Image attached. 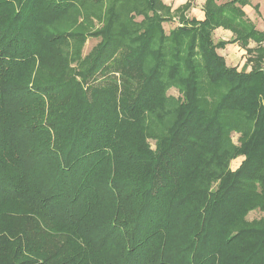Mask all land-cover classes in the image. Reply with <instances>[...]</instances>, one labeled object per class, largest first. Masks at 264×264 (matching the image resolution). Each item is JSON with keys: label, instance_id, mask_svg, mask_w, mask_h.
<instances>
[{"label": "trees", "instance_id": "trees-1", "mask_svg": "<svg viewBox=\"0 0 264 264\" xmlns=\"http://www.w3.org/2000/svg\"><path fill=\"white\" fill-rule=\"evenodd\" d=\"M236 1L250 0H208L204 21L167 37L162 0H0V264H264V220H247L264 212V33L231 41L250 73L212 39L223 14L245 17ZM89 39L100 43L84 55ZM157 40L188 41L187 77ZM197 50L229 88L215 107ZM165 79L185 91L156 134L145 121L169 115Z\"/></svg>", "mask_w": 264, "mask_h": 264}, {"label": "rangeland", "instance_id": "rangeland-1", "mask_svg": "<svg viewBox=\"0 0 264 264\" xmlns=\"http://www.w3.org/2000/svg\"><path fill=\"white\" fill-rule=\"evenodd\" d=\"M228 8L231 9L232 6ZM167 9L164 8L161 14L163 15V17L167 18V22H162V26L164 28L166 36L169 37L172 31H175L177 27L182 26L181 25L182 20L183 19L190 20L191 15L188 16L189 12L188 10L185 9H176L175 11H172L169 7H167ZM99 12L100 11H98V13ZM223 16L225 18L226 25L223 27H219L212 32V39L214 40V43L216 45H218L220 43V40H223L225 36L227 38V32L229 31L233 34L232 38H234V37H238L249 27H254L252 24H251L252 26L248 25L249 22L246 16L242 18L238 16L237 12L228 11L227 13L223 14ZM84 24H85L84 28L89 29V25H91V23L88 25V27L85 22ZM251 41L256 43V41L254 40ZM98 43H100L99 39H89L86 42V45L84 46V55L90 54V51L96 45H98ZM160 43H161L160 40L155 41L154 42L155 48L156 49L163 48L165 58L167 59L169 64L173 65L178 60L180 62V67L183 69V77H187L189 73L185 68L184 61L186 60L187 56L191 55L189 54V50H188L189 47L188 41L187 40L183 41L181 45H177L173 40L165 41L162 43V45ZM241 47L242 48H240V50H237L235 47H224V48L220 47L217 49V53L225 59L227 66L236 67L238 68L239 71H245V70L248 71V68L252 66V62H251L252 55L248 54V52L245 51L243 45H241ZM255 47H257V45ZM177 56H179L178 59ZM193 60L195 63V68L197 69L196 73L198 76V81L200 83L199 95L201 97V100L204 102L202 104L204 107H206L212 102V104L215 107L217 104H219L222 96L228 92L229 88L227 85L225 86V84L216 86L209 81V76L207 74V71L205 68H203L204 66L203 55L198 50L194 53ZM165 80L169 86L168 90L165 91L167 92L166 96L170 98L167 107V111L169 115L165 116L164 119L162 120L160 119L159 115L152 114L145 121V126L151 128V130H153L156 134L163 132V130H165V128H167V126H169L173 122L174 117L176 115L175 110L178 106V102L179 100L183 99L184 91H185L184 84L180 83L179 81L178 82L173 80L170 81L169 79H165ZM249 125L250 124H247L245 120L239 121V124L237 123V131L236 130L233 131L232 129L230 130L231 132L229 134L228 140L232 143L233 146H238L241 144V138H242L241 130L246 129ZM149 142L153 146V148H155V142H153L152 139H150ZM226 145L227 142L223 143L222 147ZM209 155L211 158L214 157L213 154H209ZM242 161H243V157H239L237 160H230L229 162L225 163L224 167L218 166L216 164L217 168L215 169L219 173H221L226 169L228 170L231 169L235 171L236 169H238V166L242 163ZM218 183L219 182L215 183L214 188L218 186ZM261 219L264 220V212H261L259 210H255L254 212H251L247 217V220L250 222Z\"/></svg>", "mask_w": 264, "mask_h": 264}, {"label": "crops", "instance_id": "crops-1", "mask_svg": "<svg viewBox=\"0 0 264 264\" xmlns=\"http://www.w3.org/2000/svg\"><path fill=\"white\" fill-rule=\"evenodd\" d=\"M235 0H214V2L219 5H225L233 2ZM163 4L167 7H169L172 11H175L176 9H184L187 8L188 10V16L191 17V19H196L197 21H204L206 17V5L208 3V0H162ZM240 1L235 3V6L242 9L245 16L247 17V20L249 23H251L257 31L264 33V0H250L248 4L241 6ZM223 27V26H219ZM232 33L229 31L227 32V38L223 40H220V42H227L228 44L225 47H235L237 50H240L241 44L234 43L232 44L231 41H234L233 39H237V37L232 38ZM251 44H249V48H255L257 45L253 41H250ZM224 48V47H223ZM246 51V49H245ZM246 66V65H245ZM235 68V67H232ZM253 69V66H250L248 68V71L245 70L247 73H250V71ZM237 170V169H236Z\"/></svg>", "mask_w": 264, "mask_h": 264}]
</instances>
